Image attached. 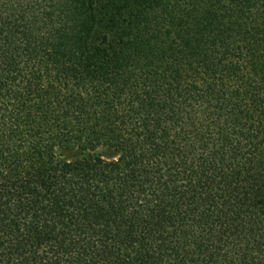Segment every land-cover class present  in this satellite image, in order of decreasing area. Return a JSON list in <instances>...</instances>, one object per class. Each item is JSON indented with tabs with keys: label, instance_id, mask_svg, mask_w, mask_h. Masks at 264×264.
I'll return each instance as SVG.
<instances>
[{
	"label": "trees",
	"instance_id": "1",
	"mask_svg": "<svg viewBox=\"0 0 264 264\" xmlns=\"http://www.w3.org/2000/svg\"><path fill=\"white\" fill-rule=\"evenodd\" d=\"M0 264H264V0H0Z\"/></svg>",
	"mask_w": 264,
	"mask_h": 264
}]
</instances>
